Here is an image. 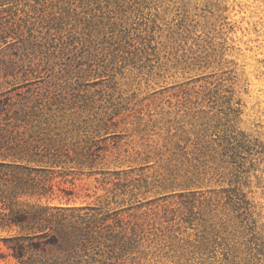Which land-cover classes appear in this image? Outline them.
<instances>
[{
  "label": "rangeland",
  "instance_id": "374dc122",
  "mask_svg": "<svg viewBox=\"0 0 264 264\" xmlns=\"http://www.w3.org/2000/svg\"><path fill=\"white\" fill-rule=\"evenodd\" d=\"M68 2L0 12V98L52 102L71 157L41 201L103 204L118 264H185L220 221L264 224V161L238 143H264V0Z\"/></svg>",
  "mask_w": 264,
  "mask_h": 264
},
{
  "label": "trees",
  "instance_id": "16d2710c",
  "mask_svg": "<svg viewBox=\"0 0 264 264\" xmlns=\"http://www.w3.org/2000/svg\"><path fill=\"white\" fill-rule=\"evenodd\" d=\"M16 1L0 0V12L13 16ZM52 104L39 98H0V228L16 229L2 238L7 253L0 251V259L11 256L18 264H118V250L106 253L113 230L103 204L41 201L53 194L55 177L73 181L67 178L73 175L71 167L63 166L71 157L54 138L56 113L44 111ZM240 134L239 145L264 161V143ZM224 141L219 136L217 144ZM183 256L185 264H264V224L247 217L222 220L191 242Z\"/></svg>",
  "mask_w": 264,
  "mask_h": 264
}]
</instances>
